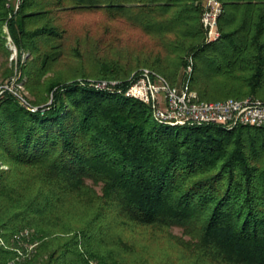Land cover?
I'll return each mask as SVG.
<instances>
[{
  "label": "trees",
  "instance_id": "obj_1",
  "mask_svg": "<svg viewBox=\"0 0 264 264\" xmlns=\"http://www.w3.org/2000/svg\"><path fill=\"white\" fill-rule=\"evenodd\" d=\"M220 2L219 37L207 41L202 0H22L11 17L0 0V55H10L5 27L31 55L32 103L51 100L32 113L0 95V264H149V243L166 236L193 264H264V128L169 126L124 95L131 73L148 68L187 81L200 101L264 102V0ZM81 12L158 49L86 62L82 38L60 22Z\"/></svg>",
  "mask_w": 264,
  "mask_h": 264
},
{
  "label": "built area",
  "instance_id": "obj_2",
  "mask_svg": "<svg viewBox=\"0 0 264 264\" xmlns=\"http://www.w3.org/2000/svg\"><path fill=\"white\" fill-rule=\"evenodd\" d=\"M10 9L9 17L17 12L22 0H4ZM203 10L201 24L206 33L207 41L219 37L218 19L222 13L220 0H202ZM7 39L11 41L10 37ZM15 52V50H14ZM13 56H11L12 58ZM139 71V72H138ZM134 72L129 78V84L124 90L126 97L136 99L147 105L153 119L169 126H187L192 124L218 125L226 129L238 126L264 128V102L246 97L242 99L227 98L218 101H200L188 82L181 85H171L160 74L142 68ZM191 69L187 67V75ZM115 82H100V88L114 86ZM1 92L12 94L28 111L38 112V107L31 106L22 95L20 87L6 86ZM25 231L20 237L27 236ZM17 239L19 236H15ZM0 246H4L0 238ZM33 245L29 246L31 249Z\"/></svg>",
  "mask_w": 264,
  "mask_h": 264
},
{
  "label": "rangeland",
  "instance_id": "obj_3",
  "mask_svg": "<svg viewBox=\"0 0 264 264\" xmlns=\"http://www.w3.org/2000/svg\"><path fill=\"white\" fill-rule=\"evenodd\" d=\"M10 9H12V6ZM60 22L70 34L82 38L80 52L83 53L84 61L86 62L89 60L92 54L95 53L97 55L101 54V57L104 58L107 57L128 60L132 59L140 52L147 53L150 51H156L158 49V46L154 44L155 41L142 34L139 30L130 28L121 21L108 22L103 13L81 12L61 14ZM3 35L8 36L5 27L3 28ZM85 36L87 39H84ZM5 40V46L10 52V55L6 61L0 55V95L3 93L1 90H3L6 86L20 87L22 95L26 101L29 104L36 106L32 103L33 97L29 94L25 86L26 75L24 70L28 68L27 64L31 60V55L26 52H21L18 54L12 39L9 41L6 37ZM11 56L13 57L11 58ZM77 60V58H72L70 60L68 59L63 61L61 64L56 66L55 71L69 70L74 65L78 64ZM133 73H131V75ZM50 102L51 100L49 97L46 103L37 105V107L44 108L50 104ZM172 129L175 130L176 128ZM2 168L4 169L5 167L2 166ZM169 233L174 237H181L184 240L188 239V237L183 235V229L180 227L171 228ZM169 240L173 244H171ZM149 251L151 252L152 256H155L152 260L151 258L143 260L149 264L194 263L188 252L179 249L178 245L174 244L173 239L168 238L167 236L150 242Z\"/></svg>",
  "mask_w": 264,
  "mask_h": 264
},
{
  "label": "water",
  "instance_id": "obj_4",
  "mask_svg": "<svg viewBox=\"0 0 264 264\" xmlns=\"http://www.w3.org/2000/svg\"><path fill=\"white\" fill-rule=\"evenodd\" d=\"M31 105V104H30ZM31 106H33V105H31ZM33 107H37V106H33ZM39 108V107H38ZM42 108V107H41ZM41 108H39L41 111H43V109H41Z\"/></svg>",
  "mask_w": 264,
  "mask_h": 264
}]
</instances>
